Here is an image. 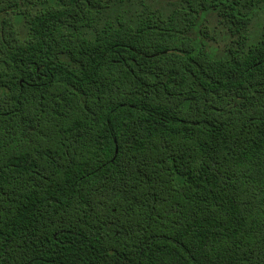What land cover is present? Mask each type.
<instances>
[{"label":"trees","instance_id":"1","mask_svg":"<svg viewBox=\"0 0 264 264\" xmlns=\"http://www.w3.org/2000/svg\"><path fill=\"white\" fill-rule=\"evenodd\" d=\"M132 1L0 0V264H264V0Z\"/></svg>","mask_w":264,"mask_h":264},{"label":"rangeland","instance_id":"2","mask_svg":"<svg viewBox=\"0 0 264 264\" xmlns=\"http://www.w3.org/2000/svg\"><path fill=\"white\" fill-rule=\"evenodd\" d=\"M142 5H146L149 8H152L153 10L163 9L166 5H168L167 0H133L128 5L123 6L124 9L130 10V13L135 11H141ZM121 7L117 8L120 9ZM129 13V11H128ZM222 31V33L220 32ZM217 39L218 42H222V44L226 43L227 39V33L225 30H222L221 28H217L216 30ZM250 35H249V44H253L257 42L258 38L264 34V4H263V10L261 11L260 15L258 16L257 20H255L251 26L250 29ZM217 42V44H218Z\"/></svg>","mask_w":264,"mask_h":264}]
</instances>
